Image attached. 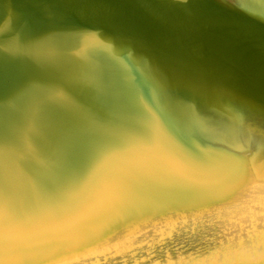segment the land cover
<instances>
[{"label": "water", "instance_id": "water-1", "mask_svg": "<svg viewBox=\"0 0 264 264\" xmlns=\"http://www.w3.org/2000/svg\"><path fill=\"white\" fill-rule=\"evenodd\" d=\"M0 264H264V0H0Z\"/></svg>", "mask_w": 264, "mask_h": 264}]
</instances>
